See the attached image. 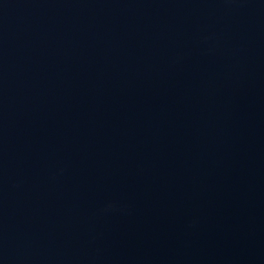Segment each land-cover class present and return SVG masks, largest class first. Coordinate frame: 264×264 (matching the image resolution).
I'll list each match as a JSON object with an SVG mask.
<instances>
[{"label":"water","instance_id":"water-1","mask_svg":"<svg viewBox=\"0 0 264 264\" xmlns=\"http://www.w3.org/2000/svg\"><path fill=\"white\" fill-rule=\"evenodd\" d=\"M0 264H264V0H0Z\"/></svg>","mask_w":264,"mask_h":264}]
</instances>
